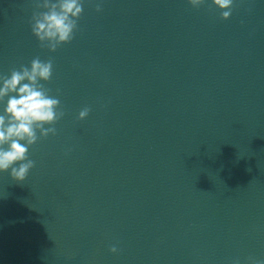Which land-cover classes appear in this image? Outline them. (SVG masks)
I'll use <instances>...</instances> for the list:
<instances>
[{"label": "water", "instance_id": "obj_1", "mask_svg": "<svg viewBox=\"0 0 264 264\" xmlns=\"http://www.w3.org/2000/svg\"><path fill=\"white\" fill-rule=\"evenodd\" d=\"M35 2L0 0V75L51 58L65 115L0 172V264L264 260V0H82L55 52Z\"/></svg>", "mask_w": 264, "mask_h": 264}, {"label": "clouds", "instance_id": "obj_2", "mask_svg": "<svg viewBox=\"0 0 264 264\" xmlns=\"http://www.w3.org/2000/svg\"><path fill=\"white\" fill-rule=\"evenodd\" d=\"M187 2L198 8L205 0ZM212 3L220 10L221 19L231 17L233 0H212ZM34 7L31 32L42 48L55 52L61 45L72 42L83 14L82 0H36ZM96 11H101L100 4L96 5ZM52 74L53 60L36 57L30 67L21 65L8 75H0V102L6 99L4 113L0 114V172L10 170L11 178L18 182H23L35 166L28 156L29 148L41 138L56 135L55 125L65 115L60 100L49 95L50 89L41 83L50 81ZM89 112L84 107L77 119H85ZM110 250L117 252L115 246ZM248 262L264 264V260L253 257ZM233 264H240L239 259Z\"/></svg>", "mask_w": 264, "mask_h": 264}]
</instances>
